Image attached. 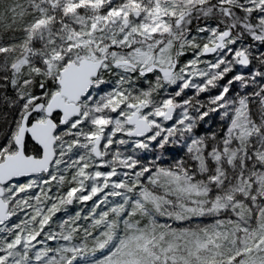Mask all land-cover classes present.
I'll use <instances>...</instances> for the list:
<instances>
[{"label":"snow or ice","instance_id":"6c2138e0","mask_svg":"<svg viewBox=\"0 0 264 264\" xmlns=\"http://www.w3.org/2000/svg\"><path fill=\"white\" fill-rule=\"evenodd\" d=\"M0 29V264H264V0H10Z\"/></svg>","mask_w":264,"mask_h":264},{"label":"rangeland","instance_id":"374dc122","mask_svg":"<svg viewBox=\"0 0 264 264\" xmlns=\"http://www.w3.org/2000/svg\"><path fill=\"white\" fill-rule=\"evenodd\" d=\"M9 2L10 0H0V8L5 7ZM2 35H4L3 30L0 29V37H2ZM216 126H217L216 122L215 120H213V121H210L209 124L205 125V129L214 130ZM73 211H75V209H73ZM60 215H63V213H61Z\"/></svg>","mask_w":264,"mask_h":264},{"label":"trees","instance_id":"16d2710c","mask_svg":"<svg viewBox=\"0 0 264 264\" xmlns=\"http://www.w3.org/2000/svg\"><path fill=\"white\" fill-rule=\"evenodd\" d=\"M3 34H4V33H3ZM2 37H3V38H5V39L7 38V37H6V36H4V35H2Z\"/></svg>","mask_w":264,"mask_h":264}]
</instances>
